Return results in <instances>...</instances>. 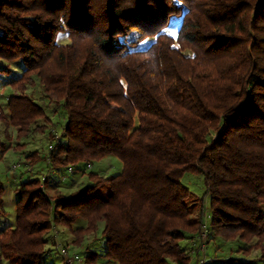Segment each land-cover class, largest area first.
<instances>
[{"label":"trees","instance_id":"1","mask_svg":"<svg viewBox=\"0 0 264 264\" xmlns=\"http://www.w3.org/2000/svg\"><path fill=\"white\" fill-rule=\"evenodd\" d=\"M178 18L173 35L167 28ZM62 34L70 45L58 43ZM16 60L24 69L10 88L35 72L52 113L66 118L61 138L47 133L54 175L107 156L122 168L53 200L44 177L21 181L14 227L0 231V261L67 264L47 254L49 232L63 226L84 237L102 223L99 245L72 264H190L187 241L204 211L181 182L192 174L208 195V239L256 238L247 249L259 250L256 261L228 264L264 263V0H0V61ZM23 90L7 113L0 107L16 140L46 132L33 126L50 121ZM10 148L0 141V158ZM100 183L106 198L92 193ZM77 219L85 225L72 229Z\"/></svg>","mask_w":264,"mask_h":264},{"label":"rangeland","instance_id":"2","mask_svg":"<svg viewBox=\"0 0 264 264\" xmlns=\"http://www.w3.org/2000/svg\"><path fill=\"white\" fill-rule=\"evenodd\" d=\"M98 15L99 17L101 16L100 14ZM179 24V18L175 19V21L167 28L169 33L175 35ZM66 36V34L60 35L58 37V43L70 45L71 42ZM152 40L153 38H146L142 41V43H139L137 47L144 48L150 42H152ZM0 63V66L5 68L9 67V70L11 71L10 75L9 73L0 75V107L2 108L3 112L7 113L5 103H7L11 95L20 94V90L24 89L22 91L23 95L29 97L31 101H34V103L41 105L46 113V116L50 118L49 123L38 119L36 124L33 126L37 127L39 125H45V129H47L46 132L32 133V135L30 134L28 137L21 138L20 140H16L17 130L15 129V126L11 124L7 126L0 124V141L8 146H11L4 156H1L0 158V184L4 189V193L0 198L3 202V205L0 208L1 231L6 227H14V207L17 201V196L14 195L13 189L16 188L21 183V181H24L28 177L41 178L44 176H53L50 173H52L54 169L50 168L47 154L49 153L55 141H50L47 138V133L50 132L52 135H54L56 140L61 138L63 129L62 127L65 126L66 118L63 117L62 110H58V114L52 113V111H54L53 105L48 103L47 99L43 98V91L41 90L42 88H40L41 81L40 79L36 78L35 72L31 73V75L27 77L30 81V84L26 79L27 83L24 86L21 85L20 87L13 90L10 88L9 84L13 81V79L15 80L18 76H20V72L24 69L22 62L20 60H16L10 64H6V62L3 61H0ZM56 70L57 67L55 68L53 65L47 71L53 73ZM210 136L213 139L215 135L213 132H210ZM23 144L24 148L21 149L19 146H23ZM31 151L39 153V155L42 156V160L38 162L37 160L35 162H28L26 160V155ZM69 167H71V170L68 169L65 175L58 174L55 177L56 180H51L45 185L41 184V189H43V192L47 194V196H49V198L52 200L58 198L59 196L68 197L74 192L83 190L86 186L98 183V181L104 177L118 174L121 171L122 165L120 160H118L116 157L107 156L103 159L91 162L85 165V167L82 166L81 169L74 168L72 165H69L68 168ZM90 173L96 175L98 178L90 179L88 177ZM181 182L192 192V195L195 199V204L198 203V200H201L204 207V211L202 212L201 226H199V232L195 236L189 238L187 241L190 244V248H187V253L191 255L190 264H228L231 260L245 262L256 261L259 257V250L253 248H250V251L247 250L249 247L254 246L256 238H253V240L248 244H244L238 240L230 242L214 237L211 238V240L208 239V195H204L205 188H203L202 177L199 175L184 174ZM92 193L106 198L109 194L108 185L105 183H100L96 186ZM195 213H197V211H195L193 214ZM81 225L84 226L85 222H80V219H77V221L73 224L72 229ZM102 227L103 224L99 223L98 229L96 230L97 232L94 235L89 234L84 237L79 236L75 238V236L68 232V229L63 226H57L47 235L49 241L51 240V242L47 244L46 247L47 254L54 256L53 259H56V262L60 260L58 257L64 254L70 258H73V256H81V254H84L86 250L93 248L94 245L95 248L99 245L97 241L100 238V230ZM53 239L56 241V244L54 245H52ZM0 264L6 263L4 261H0ZM255 264L264 263L262 261H258L255 262Z\"/></svg>","mask_w":264,"mask_h":264},{"label":"built area","instance_id":"3","mask_svg":"<svg viewBox=\"0 0 264 264\" xmlns=\"http://www.w3.org/2000/svg\"><path fill=\"white\" fill-rule=\"evenodd\" d=\"M69 170L71 169L69 168ZM63 258H65L67 264H72L75 260L78 259L77 256H73V258L67 257L66 254L63 255Z\"/></svg>","mask_w":264,"mask_h":264},{"label":"crops","instance_id":"4","mask_svg":"<svg viewBox=\"0 0 264 264\" xmlns=\"http://www.w3.org/2000/svg\"><path fill=\"white\" fill-rule=\"evenodd\" d=\"M50 174H52L53 176H52V175H50V176H52V177H47V176H44V178H45V179L49 180V181H48V183H49L51 180H56V178H55V177H56V175H54V174H53V172H52V173H50ZM31 178H33V177H31Z\"/></svg>","mask_w":264,"mask_h":264}]
</instances>
